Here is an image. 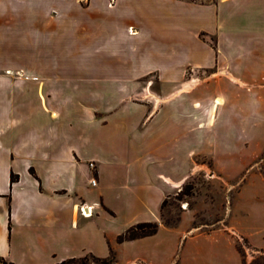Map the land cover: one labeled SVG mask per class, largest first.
Wrapping results in <instances>:
<instances>
[{
  "label": "crops",
  "instance_id": "1",
  "mask_svg": "<svg viewBox=\"0 0 264 264\" xmlns=\"http://www.w3.org/2000/svg\"><path fill=\"white\" fill-rule=\"evenodd\" d=\"M116 1L45 9L58 25L38 8V42L47 31L63 53L27 56L8 50L14 15L0 0V259L243 264L233 232L261 251L264 237L232 226L189 233L187 213L170 226L161 209L205 168L199 157L225 181L264 167V0ZM140 222L157 232L119 241Z\"/></svg>",
  "mask_w": 264,
  "mask_h": 264
},
{
  "label": "rangeland",
  "instance_id": "2",
  "mask_svg": "<svg viewBox=\"0 0 264 264\" xmlns=\"http://www.w3.org/2000/svg\"><path fill=\"white\" fill-rule=\"evenodd\" d=\"M116 0H109L110 9ZM49 2H52L49 5ZM67 2V3H66ZM2 0V7L8 10L13 17L7 20V41L8 50L15 51V47L23 48V55L34 56L46 55L54 56L63 53L61 48L48 45L47 31L40 32V43L37 40V12L38 8L45 15L40 16V21H48L52 19L53 25H58L53 16L47 14L45 9L50 7H79L86 6L88 0ZM117 2V1H116ZM55 3V4H54ZM112 10H106V15H110ZM22 13V14H21ZM104 19V18H103ZM103 19H94L93 23H101ZM44 23V22H41ZM46 23V22H45ZM42 25V24H41ZM77 33V31H76ZM53 34V33H52ZM51 34V37H52ZM67 35L68 42L75 38V34L71 32L61 33L60 39H64ZM77 37H80L77 33ZM53 38V37H52ZM39 45V46H38ZM36 56V55H35ZM199 75H205L206 72L198 71ZM193 74V69L189 68L186 71L187 76ZM157 130V129H156ZM160 130V127H159ZM262 130L259 128L258 132ZM207 134V133H206ZM223 132L220 136H222ZM255 134V132H253ZM208 135V134H207ZM158 136V135H157ZM178 161L177 157L171 159V162ZM181 164V161H179ZM195 162L205 164V168L195 171L182 184L175 194L168 197L162 205L161 215L163 221L167 225H176L186 213V219L192 218V224L189 227V233L195 231L211 230L212 228H224L232 226V231L247 230L262 239L264 237V198L263 200L253 201L250 199L251 193L256 190L264 192V167H255L241 170L236 175L228 177L229 181H225L223 177L215 176L210 170L211 159L208 157H199ZM178 163V162H177ZM242 189L240 192L238 189ZM238 191V192H237ZM140 206L131 208V218L136 213L141 211ZM201 226L200 229H195ZM237 228V229H236ZM262 228V230H261ZM256 229H260L258 233ZM193 234V233H192ZM236 236V246L241 255L243 264H264V251L253 247L249 240L238 232ZM219 241V240H218ZM234 241V239H233ZM220 244L227 245V241L222 238ZM171 246V245H170ZM172 248V246L170 247ZM182 247L178 250V256L181 253ZM236 248H232L233 255L236 253ZM115 258V255H111ZM39 259L33 252H27L24 256L19 257V261L23 264H30L34 260ZM60 263V262H59ZM0 264H15L9 259H0ZM64 264H101L95 261L90 254L76 257L74 259H66ZM113 264H119L115 259ZM230 264H235V257H232Z\"/></svg>",
  "mask_w": 264,
  "mask_h": 264
},
{
  "label": "trees",
  "instance_id": "3",
  "mask_svg": "<svg viewBox=\"0 0 264 264\" xmlns=\"http://www.w3.org/2000/svg\"><path fill=\"white\" fill-rule=\"evenodd\" d=\"M12 182L15 180V177L12 176ZM158 230L157 222H140L133 226H131L127 231L119 236V241L127 240V239H135L139 237H144L148 235H152L156 233ZM91 257L101 263V264H113L115 262V258L113 256L109 257H98L93 254H90ZM70 259V258H69ZM74 259V258H71ZM65 260L61 261L57 264H64Z\"/></svg>",
  "mask_w": 264,
  "mask_h": 264
},
{
  "label": "built area",
  "instance_id": "4",
  "mask_svg": "<svg viewBox=\"0 0 264 264\" xmlns=\"http://www.w3.org/2000/svg\"><path fill=\"white\" fill-rule=\"evenodd\" d=\"M91 166L93 167V166H94V163H92ZM93 184H96L95 179H93ZM80 210H81V213H82L83 215H85V216H88V215L91 214V211H89V210H88V211L85 210V207H81ZM90 210H91V208H90Z\"/></svg>",
  "mask_w": 264,
  "mask_h": 264
}]
</instances>
